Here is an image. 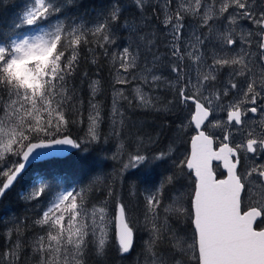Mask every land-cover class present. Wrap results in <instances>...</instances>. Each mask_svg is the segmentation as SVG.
Here are the masks:
<instances>
[{
    "label": "snow or ice",
    "instance_id": "1",
    "mask_svg": "<svg viewBox=\"0 0 264 264\" xmlns=\"http://www.w3.org/2000/svg\"><path fill=\"white\" fill-rule=\"evenodd\" d=\"M135 3L144 8V0ZM29 4L16 25L24 27L25 32L0 39V197L13 187L30 161L62 155L66 150L45 149L53 145L80 147L66 134L70 124L82 122L68 118L74 96L69 94L67 84L77 70V54L82 45L94 41L107 54L106 45L114 43L106 23L93 29L66 26L58 20L53 24L51 17L60 11L53 0H29ZM163 11L164 30H170L172 35L170 55L174 59L166 65L175 74L171 90L176 102L191 114L185 126L194 125L196 130L190 155L177 162V167H186L194 175L190 209L182 203L175 209H164L189 214L193 226L190 242L176 240L182 246L177 249L174 245L173 250L190 252V259L196 264H264V163L255 159L257 152L264 153V8L257 14L250 0H167ZM188 17L197 20L198 25L185 42ZM107 19L116 22L119 8ZM242 20L248 22V30L245 33L241 28L238 35V21ZM209 44L214 49L210 64L207 52L201 51ZM112 60L116 85L129 84V76L150 87L165 79L155 64L142 67L138 63L140 54L130 46L112 54ZM222 70H227V81L219 79ZM157 71L161 74L157 75ZM98 84L99 81H92L93 93ZM134 91L138 107H154L153 100L141 95L139 87ZM116 95L132 103L122 91L117 90ZM89 104L86 138L96 141L100 136L101 111L98 104ZM217 112H225L226 119L216 118ZM249 114L260 117L259 126L249 124L245 128ZM123 123V113L115 107L114 99L113 135L122 134ZM234 128L243 133L240 141L233 135ZM206 129H218L222 135ZM163 156L161 153L155 159ZM245 159L252 164L242 174L240 166ZM213 161L222 163L226 178H217ZM146 163L148 158L136 152L129 155L123 168ZM172 179L170 176L169 182ZM46 190L47 186L41 184L28 198L38 199ZM162 206L161 195L147 198L149 264H169L158 248L167 232L166 220L159 222ZM115 222L119 251L126 254L133 247L135 229L122 203L117 204ZM35 223L44 231L32 245L36 264H86L84 256L90 243L98 253L106 247L105 209L93 205L89 212L83 190L59 192ZM19 259L16 251L0 254V264H19Z\"/></svg>",
    "mask_w": 264,
    "mask_h": 264
},
{
    "label": "trees",
    "instance_id": "2",
    "mask_svg": "<svg viewBox=\"0 0 264 264\" xmlns=\"http://www.w3.org/2000/svg\"><path fill=\"white\" fill-rule=\"evenodd\" d=\"M53 2L60 11L51 17V23L55 24L58 20L66 26L93 29L103 22L109 25L108 34L114 43L106 45L107 54L105 48L97 47L94 41L81 46L77 54V70L67 84L69 94L74 96L71 102L74 106L68 112V118L76 119L75 105L80 104V108H77L78 121L82 120L75 125L70 124L67 133L75 138L80 147L65 156H53L31 163L13 187L0 197V254L6 253L7 249L20 239L19 264H36L31 239H34L42 229L35 222L40 218L43 207L49 202L56 188L62 183H67L74 185L76 191L83 190L88 208L93 205L101 206L109 212L110 228L106 247L98 253L95 245L90 243L84 256L86 264H141L147 255L146 249L150 239V232L145 229L146 225L150 226L145 220V205L149 195L156 194L162 196L163 206L160 208L159 221L166 220L170 227H167L164 242L158 245L160 253L169 264L177 263L174 258L176 255L184 261L188 253L180 254L173 250L171 229L184 230L188 234L193 229L190 216L187 213L181 216L176 212H165L164 209L170 202L173 190L179 185H185V208L190 209L194 179L186 167L183 170L177 167V162L183 160L187 154L180 158L166 154L168 145L175 142L171 141L175 133V123L170 117H164L166 113L161 112V109L170 101L156 98L154 104L156 108L158 105L160 110L154 108L145 110L137 106L139 100L132 89L129 90L123 84L121 90L132 103L129 104L127 100L119 97L117 99L119 111L124 112V123L121 126L122 134L113 139L118 137L122 146L120 149L122 156L118 153L116 157L111 152L110 140L113 139L105 130L106 126L98 141H83L88 129L84 118L88 111L85 103L91 94L92 81H99L102 93L109 98L105 104H109L110 107L115 97L113 91L115 81H112L115 72L112 60L114 51L122 50L125 46H130L134 51L133 47L136 44L143 43L141 49L146 53L144 55L153 54L154 52L149 51L150 45L161 44L167 38V35L157 33L156 27L163 31L164 29L159 21L154 20L150 9L139 8L135 0H53ZM149 4L152 3L144 1L145 6ZM29 6V0H0V39L14 32L21 34L25 32L24 27L17 28L16 25L20 22L19 18L24 9ZM117 7L119 19L111 22L107 18ZM89 39H92L90 34ZM165 89L161 88L162 91ZM162 113L164 116H161ZM136 152L145 155L148 163L137 168L124 169L123 162L125 163L130 154ZM161 153L164 154L163 158L155 159ZM170 176L173 177L171 182L168 180ZM39 179L43 180L47 190L42 197L29 199L28 192ZM109 192L112 195H109ZM118 203L125 206L128 220L135 229L133 247L126 254L119 251L113 224ZM5 264L11 262L5 261ZM187 264L196 262L191 260Z\"/></svg>",
    "mask_w": 264,
    "mask_h": 264
},
{
    "label": "rangeland",
    "instance_id": "3",
    "mask_svg": "<svg viewBox=\"0 0 264 264\" xmlns=\"http://www.w3.org/2000/svg\"><path fill=\"white\" fill-rule=\"evenodd\" d=\"M144 1L145 2L146 1H149L150 3H152V4H149V5H146V6L144 5L145 6L144 8L148 7L150 9L151 15L154 18V20L156 22L159 21V23L161 24L162 28L164 29V25H163V22H162L163 19H164V11L163 10L165 9V6L167 4V0H144ZM210 2H211V0H210ZM157 7L159 8V10H157ZM223 23L225 25H227L228 22L227 21H224ZM238 23H239L240 27L237 28V33L240 34L241 28H243V31L246 33V30H245V28H246L245 26L246 25H245L244 21H238ZM197 25H198L197 20H194L192 17H188L186 19V21H185V38H184L185 39V42H187L188 37H190L192 35L193 30L197 29ZM215 27H218V26H215ZM156 28H157L156 29L157 33H159L160 35H162V34H164L165 36L167 35V38H166V41H164L161 44H158V45H150L149 48L151 49L152 52H154L153 54L144 55L146 53L143 52L142 49H141V45L143 43L142 44H136V46L133 47V49H134V52H138L140 54V58L141 59L138 61V63H140L142 67L143 66L152 67V65L155 64L157 68H160L161 71H163V74H164L165 79L162 80L161 82H159L158 83V86H156V87H150L149 85L144 84V83H142V82H140L138 80H132L131 76H129L128 77V80L130 81V83L129 84H125V85L129 88V90L132 89V92H133V94L136 97H137V95H136V92L134 90L137 87H139L140 94L141 95H146L147 97H149L151 99L153 97L152 100H153L154 103H156V98L158 100L165 98L168 101H171L172 102L171 104L169 103L168 105L163 106V108L161 109V112H165L166 113L165 116H164V113H162L161 116L163 115L164 117H170L174 121V123H175V133H174V136H173V138L171 140V141H175V142H171V144L168 145V149H167L166 154H168L170 156H173V155L174 156H178L180 158L184 154L186 155L187 154V151H188V148H186V146H185V145H187L186 139L190 136V134L192 132L193 125H191V126H185V125H188V123L190 121L191 114L189 113V111H188V109L186 107L180 105V107H182L184 109V111H185V116H184V118L182 119L181 122L178 120V112L182 108H176L175 107L178 103L175 101L176 100L175 94L171 90V84L174 83V80L172 78L174 77L175 74H171L169 72V70L167 69V67H166V65L168 64L169 60L174 59L170 55L172 35H171L170 30H168V31H165L164 30L165 31L164 32L163 30H161L160 27L157 26ZM204 33H205V35H209L208 29H204ZM120 51H122V50L121 49L115 50L114 51V54L119 53ZM201 51L202 52H207L208 59H209L211 57L214 49L209 44L206 48L201 49ZM186 62L193 63L192 61H186ZM207 62H208V60H207ZM115 67L118 68L119 65L116 64ZM223 71L225 72L227 70H223ZM156 74L157 75H160L161 72L160 71H157ZM193 75H195V73H193ZM227 78H228L227 75H225L224 78L221 77V76H219V79L220 80H223L224 79L223 81H227ZM115 79H116V72H114L113 75H112V81H115ZM149 80H151V77L150 76H149ZM121 87H122L121 85H116V84L114 85L113 91H115L114 92V96L115 97L113 98L110 107H109V104H105L109 100V98H107L102 93V89H100L99 84L96 86V92L95 93H93V91L91 90L90 97L88 98V100L85 103V108L88 109V111L86 113L87 116L84 117L86 119V121H87V128H88V124H89V122H88V113L90 111L89 101H91L92 103L98 104V106L100 108V111H101L102 121L100 123L99 133L101 134L104 126H106L105 127V130H107V133L110 134V138L113 139L115 137V135L112 134V132H113V102H114V99H115V107L117 109H119V103L117 102L118 96L116 95V91L117 90L118 91H123V90H121L122 89ZM161 88H166V89L162 91ZM155 89H157V90L154 92L153 90H155ZM170 96H172V97H170ZM75 107H76V110H75L76 113L75 114H77L76 119L78 120L79 114H78L77 108H80V104L79 105H75ZM152 108H154L156 110L157 109L160 110V108L158 107V105H157V108H156V105L155 104H154V107H152ZM152 108H145V107H143V109H145V110L152 109ZM215 116H216V118H224V119H226V113L225 112H217L215 114ZM116 119L119 120V117H117ZM253 121H254V123H253ZM259 121H260V117L259 116L252 117V115L250 114L249 115V120H248L245 128L247 129V127H248L249 124H251L252 126H259ZM210 130L213 131L218 136H221L222 135V133L218 129H210ZM233 135H234V137H235V139L237 141H240L241 139H243V133L239 129L234 128L233 129ZM99 139H100V137H99ZM88 140L89 139H87L86 136H84L83 141H88ZM98 140H96V141H98ZM110 143H112V144H110L111 152L116 157H118L117 156L118 153L122 156V152H120V149L122 148V146L119 143L118 137L115 138V139H113V141L110 140ZM179 144H182L183 148L182 147L181 148H178ZM120 155H119V158H120ZM12 159H16V158L13 157ZM128 159L129 158H127L125 160V163L128 162ZM125 163L123 162V164H125ZM244 163H245V165L250 166L252 164V161L251 160H248V159H245L244 160ZM41 184H44V182H43V180L39 179L38 182L36 183V185L33 186L31 188V190L28 192L29 195H31L34 190L38 189L41 186ZM72 187L74 188V185H70V184H67V183L60 184L56 188V190L53 193V195L51 196V198L49 199V202L43 207L42 210H44L50 204V201H52V200L55 199L56 195L59 192L65 190V189H67V190L71 189L72 190L73 189ZM185 192H186L185 185H179L177 187V189H174L173 192H172V194H171V197H170V202L166 205V208H169L171 206V209H175V207H177L180 203H182L183 206L185 207ZM96 207H101V206H96ZM88 210H89V212H91L92 207H89ZM169 212H175V211L174 210H170ZM105 213H106L107 221H108L107 231H108V236H109L110 217H109V212L106 209H105ZM176 214L181 215V216L184 215V214H179V213H176ZM41 215H42V212H41ZM159 222L162 223L164 221L161 219ZM114 223H115V219H114L113 224ZM144 224H146V223H144ZM167 227H169L168 224H167ZM149 228H150V226L146 225V228L145 229H148L149 230ZM192 231H193V229H191L189 231V233L187 234L184 230L183 231H175V230H172L171 229V236H172V239L174 241V245L176 246L177 249H179L182 245L176 244V240H180V241L188 240L190 242V239H191V236H192ZM42 234H44V231L43 230L40 231L38 234H36V236L34 237V239H31L32 242L38 236H40ZM98 235H99V233H98ZM17 243L18 244L19 243L21 244V240L20 239H17ZM17 243L15 242L10 248H8L7 251H6V253H8L9 251H16L17 255L20 256L19 251L16 248ZM20 244H19V246H21ZM22 248H23V246H22ZM178 252L180 254H183L184 253V252H180V251L177 250V253ZM190 256H191V253L188 252V256H186V258H184V261L181 258H179L178 255H176L174 258H176L175 259L176 262L179 261L180 264H185V262L188 263L189 261H191ZM12 259L15 260V256ZM141 264H149V260H148V256L147 255L144 257V259L141 262Z\"/></svg>",
    "mask_w": 264,
    "mask_h": 264
},
{
    "label": "flooded vegetation",
    "instance_id": "4",
    "mask_svg": "<svg viewBox=\"0 0 264 264\" xmlns=\"http://www.w3.org/2000/svg\"><path fill=\"white\" fill-rule=\"evenodd\" d=\"M250 4L255 8V10H256V13L257 14H259V12H260V10L262 9V8H264V0H250ZM243 21V20H242ZM244 23H245V30H246V32H247V30H248V22L247 21H244ZM239 35V34H238ZM252 51H255V49L253 48L252 49ZM211 62V59L209 58L208 59V63H210ZM225 75H227V71H221L220 73H219V76H221V77H223L224 78V76ZM228 79V78H227ZM224 80V79H223ZM223 80H221V81H223ZM226 102V101H225ZM178 106V107H177ZM176 107L177 108H182V107H180V105L179 104H177L176 105ZM193 110H194V105H193ZM250 115V114H249ZM184 116H185V111H184V109L182 108L181 110H179V112H178V120L181 122L182 121V119L184 118ZM190 119H191V116H190ZM259 124H260V121H259ZM206 130H210V129H206ZM196 132V130H195V126L193 125V127H192V132H191V134H190V136L186 139V141H187V147H188V151H189V140H190V138H191V136L193 135V133H195ZM217 135V134H216ZM218 136V135H217ZM218 144L217 145H215V147H217L218 148ZM183 148V146H182V144H179V146H178V148ZM187 155H188V152H187ZM178 157V156H177ZM255 159H256V161H258L259 163H264V153H260V152H257V154H256V157H255ZM213 166H214V168H215V171H216V175H217V177H223V176H225L226 174H227V171H226V169H224V167H223V165H222V163L221 162H219V161H213ZM249 166H247V165H245V163H244V160L242 161V163H241V166H240V172L243 174L244 172H245V169H247ZM192 177H193V179H194V176L192 175Z\"/></svg>",
    "mask_w": 264,
    "mask_h": 264
},
{
    "label": "water",
    "instance_id": "5",
    "mask_svg": "<svg viewBox=\"0 0 264 264\" xmlns=\"http://www.w3.org/2000/svg\"><path fill=\"white\" fill-rule=\"evenodd\" d=\"M67 135L69 136V138L74 139V137H73L71 134L67 133ZM193 135H196V132L193 133ZM193 135H192V136H193ZM192 136H191V138H192ZM57 138H61V137H57ZM191 138H190V140H189V151H188V155H190V152H191ZM74 140H75V139H74ZM33 142H39V141L37 140V141H33ZM45 142H47V141H45ZM60 148H64V149H66V150L63 152L62 155H52V156H47V157H44V158H41V159H38V160H42V159L49 158V157H53V156H65V155L69 154L72 150L75 149V148H71L70 146H55V145H53L51 149H45V150H46V151H47V150L56 151V150H58V149H60ZM38 160H32V161H30V162L28 163L27 167H28L31 163H33V162H35V161H38ZM27 167H26V168H27ZM25 170H26V169H25ZM25 170H24V171H25ZM193 176H194V175H193ZM226 176H227V174H226L225 176H223V177H217V178H218V179H224V178H226ZM116 214H117V209H116V212H115V215H114V219H115ZM192 227H193V226H192ZM114 230H115V234H116V222L114 223Z\"/></svg>",
    "mask_w": 264,
    "mask_h": 264
},
{
    "label": "bare ground",
    "instance_id": "6",
    "mask_svg": "<svg viewBox=\"0 0 264 264\" xmlns=\"http://www.w3.org/2000/svg\"><path fill=\"white\" fill-rule=\"evenodd\" d=\"M163 47H164V46H163ZM162 49H163V48H162ZM141 54H142V53H141ZM166 62H167V61H166ZM165 65H166V64H165ZM164 71H165V70H164ZM168 97H169V96H168ZM170 97H172V96H170ZM172 100H173V99H172ZM175 101H176V100H175ZM173 102H174V101H173ZM172 106H173V105H172ZM175 107H176V106H175ZM177 107H178V106H177ZM177 107H176V108H177ZM74 139H75V138H74Z\"/></svg>",
    "mask_w": 264,
    "mask_h": 264
}]
</instances>
